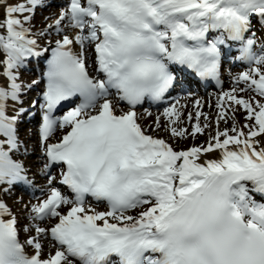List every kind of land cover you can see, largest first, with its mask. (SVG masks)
I'll return each instance as SVG.
<instances>
[{"label": "snow or ice", "instance_id": "6c2138e0", "mask_svg": "<svg viewBox=\"0 0 264 264\" xmlns=\"http://www.w3.org/2000/svg\"><path fill=\"white\" fill-rule=\"evenodd\" d=\"M52 6L0 0V264H264V0H63L37 28V10ZM228 59L245 70L217 96L205 144L176 150L147 134L138 105L185 91L180 73L220 85ZM41 63L39 79L21 80ZM37 104L41 163L32 172L20 133ZM202 107L193 101L189 131L177 99L153 130L202 135L212 127ZM41 175L44 198L15 201L21 225L3 197Z\"/></svg>", "mask_w": 264, "mask_h": 264}, {"label": "bare ground", "instance_id": "6f19581e", "mask_svg": "<svg viewBox=\"0 0 264 264\" xmlns=\"http://www.w3.org/2000/svg\"><path fill=\"white\" fill-rule=\"evenodd\" d=\"M51 8L49 10L46 9L44 11V14L47 15V14H51L52 12H54V9H51ZM54 36H55V34H53V37ZM47 41H48V39H44L43 41H41V43L45 44V43H47ZM33 68H35V67H33ZM34 71H35V74L32 76V79H39L40 76L38 75L39 74L38 68L37 69L35 68ZM224 75H225L226 80H228L229 82L232 83L231 77L234 76L232 74V69L224 70ZM222 77H224V76H222ZM183 82L188 83L186 80H183ZM232 87H233V84L229 85V88H232ZM241 87H243V85H241ZM214 92H216V91H212V92H209V93H204V90H201V88H196L195 90H193V89L189 90L188 89V90H186L185 93L184 92L182 93L180 91H177L175 93V95L179 96L180 103L187 105V108L184 110L185 122H184L183 125H181L182 127H186L189 130L191 128V123H195V110L192 108V103H193V101L195 99H200L203 102V107L200 109V111L208 114V116L210 118L211 114L213 112H215L214 110L216 108L217 96L219 95L217 92L216 93H214ZM187 93H188V95H187ZM180 94H182V95H180ZM241 95L244 96V98H248L249 96L252 95V93L251 92H245V93H241ZM36 98H37V95H35L33 93V91L28 93L27 96L24 98L25 99V107H29L31 101L35 100ZM121 107H125V106L121 105ZM125 110H126V107H125ZM145 110L150 112L152 115L150 117L147 116L145 114ZM136 111L138 113V116L140 117L139 123H141V125L146 129L147 134L152 135L154 137L163 138V139L168 138L171 142L177 143V144H180V143H182L184 141H186V143H188L190 140H192L190 137L187 138V139H179V138L173 139V138H171L170 134L167 133V132H166L167 135H165V134L164 135H162V134L160 135V134L156 133L155 130H153L154 129L153 127H155V126H149L150 123L147 124V120L148 121L149 120L154 121L156 116L160 115L163 112V110H161L159 108L158 109H152V108H146V107H143V108H138L137 107ZM188 112H192L193 113V120L191 122L187 121V113ZM243 113H244L243 110H240V111H238L236 113V120L239 121V123L241 124L240 126L243 125V122L241 121ZM117 114H119V110L117 111ZM229 114L231 115V113H229ZM59 115H63V114H59ZM35 117H36V112H35V115L33 117H31V118H34V120L36 121L37 118H35ZM31 118H29V119L32 120ZM161 119H163V117H161ZM34 120H32V121H34ZM204 122L205 121H204V119L202 117L200 123L203 124ZM228 123L229 122L225 123L224 121H221L220 124H219L220 130H223ZM215 127H216V125L212 124V127L210 129H206L204 134H202V135L201 134H199V135L197 134L196 137H199V139H205V142H204V144H205L207 139H208L209 134L211 132H213L212 134H214ZM37 129L39 130V128H37V126H35V129H33V130H37ZM57 131H60V133L62 132L60 129H57ZM245 131H247V129H245ZM34 135H36L35 136L36 142H34V146H33L34 147L33 153H35V154L31 158L21 157V159H23L25 161L26 166H28V167H30L32 169V172H38L39 171L38 163L40 162L38 160V157L40 155L39 146H38L39 132H38V134L36 132H34V131L31 132L29 135L23 134V137H21V138L26 140L25 138L33 137ZM54 137H55V135H54ZM54 137H53V139H54ZM29 144H31V143H29ZM191 146H193V145H191ZM191 146L189 145V146H186L185 148H188V147H191ZM175 149L178 150V148H175ZM29 175H31V173ZM36 180L38 182H34L35 183L34 185L37 186V188L35 187L36 195L34 196V198H32V197L31 198H29V197L26 198L24 194H19V195L14 196V197H9V196L3 197L5 199V201L10 206H12L13 211H17V205L15 204V201H17L20 197H23L25 203L29 202V200H31L32 203H36L38 198H44V196L46 194V192H45L46 180L42 176H36L34 178V181H36ZM258 197L259 196H257L256 198H258ZM92 204H93L94 207H96V209L98 211L105 210V206H103V205L95 204V203H92ZM18 207L22 208L23 205H19ZM17 216H18V219H19V222H20L21 225H24L27 222L25 220L24 214H22V213L17 211ZM20 238L23 241V239H24L23 233H21ZM26 251L28 252V254H31V249H26Z\"/></svg>", "mask_w": 264, "mask_h": 264}, {"label": "rangeland", "instance_id": "374dc122", "mask_svg": "<svg viewBox=\"0 0 264 264\" xmlns=\"http://www.w3.org/2000/svg\"><path fill=\"white\" fill-rule=\"evenodd\" d=\"M12 2L13 3H15L16 2V0H12ZM63 2V0H53V6H52V8L51 7H49V8H45V9H38L37 10V12H36V15H35V19H34V24L36 25V27L37 28H40V27H43L46 23H49V21H45L44 20V17H46V16H50L52 13H55V12H58V7L56 6V5H58V4H61ZM54 9V12H52L51 14H47V15H45L44 14V11L46 10V9ZM53 34H55V33H53ZM44 39H49V37H45ZM43 39V40H44ZM43 40H41V41H43ZM230 62H231V60H228V61H226V66H225V68L226 69H232V74L235 76V75H237L238 73H240L241 71H244L245 70V67L242 65V64H239V63H236V64H234L233 66H231L230 67ZM39 67H41V65L39 66ZM224 68V69H225ZM225 69V70H226ZM90 71H91V69H90ZM33 74H34V72H33V70L32 69H29L28 68V70H25V71H23L22 73H21V80L23 81V82H25V83H30L31 82V80H33L32 79V76H33ZM232 83L231 82H229L228 80H226V78L224 77V85H223V87L220 89V90H216V92L219 94L222 90H224V91H228L230 88H229V85H231ZM41 89V83L39 84V86H37L34 90H32L33 91V93L35 94V95H37L38 93H39V90ZM206 91H208V92H205V93H209V92H212L213 90L212 89H209V90H206ZM31 92V91H30ZM29 92V93H30ZM216 92H214V93H216ZM186 95V94H185ZM187 95H188V93H187ZM38 98H39V96H38ZM177 99H179V96L178 95H176V96H172L171 98H169L167 101H165L163 104H162V107H160L159 109H161V110H164V108L165 107H168L170 104H172V103H174L175 102V100H177ZM38 106V109H39V105H37ZM38 111V110H37ZM215 112H213L212 114H211V116H210V121H211V123L212 124H215V118H216V116H217V109L215 108V110H214ZM245 115H246V113L244 112L243 114H242V119H241V121L243 122V124L246 122L245 121V119H244V117H245ZM148 119V118H147ZM229 123L225 126V128L227 127V128H231V126H232V121L231 120H229L228 121ZM238 122V123H237ZM39 123H40V115H39V117L37 118V120L35 121H32V120H25V123L22 125V128H21V133H20V135H21V137H23V134H26V135H29L31 132H36L37 134H38V132L36 131V130H33V129H35V126H39ZM150 123V124H149ZM165 123V121H164V119H161V124L163 125ZM147 124H149V126H155L154 125V123H153V121L152 120H147ZM236 124H237V127H241L240 125V123H239V121L238 120H236ZM33 127V128H32ZM153 128H155V127H153ZM163 128H161V129H159V130H155V132L156 133H158V134H162V135H167V133L164 131V129L162 130ZM189 131H191V128L189 129ZM213 132H211V134H212ZM58 135V134H57ZM199 135V134H198ZM35 136L36 135H34L33 137H29V138H25L26 140V143H27V146H28V152H29V154L26 156V157H24V158H31L35 153H33V151H34V142H36V139H35ZM27 137V136H26ZM192 140H190L188 143H186V141H184V142H182V143H180V144H177V143H173V142H171L168 138H166L165 140L171 145V146H173L174 148H178V150H182V149H186L185 147L186 146H191V145H202V144H204V142H205V139H199V137H195V138H192V137H190ZM29 143H31V144H29ZM178 146V147H177ZM40 163L41 162H39L38 163V165H40ZM53 174H55V171L53 170ZM42 176V175H41ZM43 177V176H42ZM35 182H38L37 180L35 181ZM35 184V183H34ZM35 187L37 188V186H32V187H29V188H27V190L26 191H24V190H16L15 192H14V194L12 195V196H9V197H14V196H17V195H19V194H24L25 195V197L26 198H34V196L36 195V192H35ZM27 203V202H26ZM101 205H103V204H101ZM23 236H24V234H23ZM48 250H49V247H48V245H46L45 244V249H44V251H45V254H47V252H48Z\"/></svg>", "mask_w": 264, "mask_h": 264}]
</instances>
